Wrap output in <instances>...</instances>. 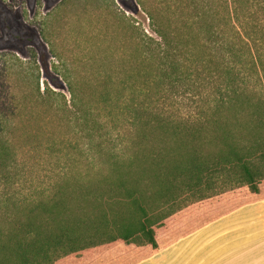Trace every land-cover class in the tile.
Wrapping results in <instances>:
<instances>
[{"label": "trees", "instance_id": "16d2710c", "mask_svg": "<svg viewBox=\"0 0 264 264\" xmlns=\"http://www.w3.org/2000/svg\"><path fill=\"white\" fill-rule=\"evenodd\" d=\"M190 2L195 19L181 6L153 22L157 38L128 23L117 51L81 69L40 57L23 91L33 113H0V264L131 244L148 256L193 215L182 206L264 183V0Z\"/></svg>", "mask_w": 264, "mask_h": 264}, {"label": "rangeland", "instance_id": "374dc122", "mask_svg": "<svg viewBox=\"0 0 264 264\" xmlns=\"http://www.w3.org/2000/svg\"><path fill=\"white\" fill-rule=\"evenodd\" d=\"M181 6L185 7L182 15L189 20L196 18L190 0H0V113H33L32 109L31 113L21 109L29 100L23 91L31 93L32 77L36 66L41 64L40 57L49 66L60 62L81 69L84 64L80 65L78 58L84 60L90 54L117 51L116 42L131 34L128 23L138 27L140 34L157 38L153 22L183 18L179 12ZM122 15L127 18L124 22ZM120 49L128 50L131 46ZM45 80L42 75L41 89ZM59 90L69 96L65 83ZM10 105L16 107L7 109ZM236 186L243 190L233 199L226 197L225 190L216 189L214 199L221 197L220 202L204 200L203 204L195 201L182 206L181 212L193 215L182 217L174 229L159 237L158 244L172 241L243 201L264 196V183L257 191L250 190L245 183ZM150 249L146 245H120L92 259L62 264H130L147 255Z\"/></svg>", "mask_w": 264, "mask_h": 264}, {"label": "crops", "instance_id": "0c3cea01", "mask_svg": "<svg viewBox=\"0 0 264 264\" xmlns=\"http://www.w3.org/2000/svg\"><path fill=\"white\" fill-rule=\"evenodd\" d=\"M130 264H264V198L239 205Z\"/></svg>", "mask_w": 264, "mask_h": 264}]
</instances>
